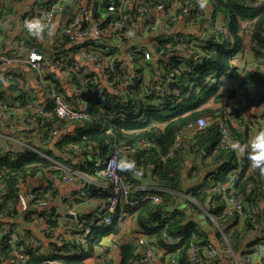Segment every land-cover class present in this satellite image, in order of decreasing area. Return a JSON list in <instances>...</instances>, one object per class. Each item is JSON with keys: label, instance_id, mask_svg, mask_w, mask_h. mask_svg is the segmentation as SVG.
<instances>
[{"label": "trees", "instance_id": "obj_1", "mask_svg": "<svg viewBox=\"0 0 264 264\" xmlns=\"http://www.w3.org/2000/svg\"><path fill=\"white\" fill-rule=\"evenodd\" d=\"M87 1L88 3H93V0ZM157 1L167 0H134V2L140 4ZM204 1L209 7V16L212 22L218 16L222 17L226 22L229 29L228 37H219V41L215 42L216 36L213 32L210 37H207L206 42L202 41V39L200 40V36H189L178 40L172 38L156 39L153 53L161 58L157 59L159 75L157 77L152 76L154 69H152L153 65L150 57L138 69V71L142 70L147 74L148 80H146L145 76L143 79L139 78L133 86L127 88L124 92L109 91L104 88L102 96L98 97L94 84H87L88 119L81 122V126L77 129L79 131L77 137L65 138L64 136L61 141L55 143L60 152L65 153L70 158L83 156L85 159H83L82 163L74 166L78 169L72 170L83 172L90 176L94 174V153L71 155L69 150L71 145L92 144L103 155L108 154L109 151L105 152L112 142H123L132 145L139 139H145L154 143L158 148L139 151L134 156L128 157L129 160L135 162L136 168L133 170L139 172L150 169L152 183L160 188L157 191L160 201L158 203H154L151 200L144 201L133 207L132 211L129 212L134 214L136 225L143 232H148V236L154 235V240L153 242L144 240V244L141 246L136 244V241L135 243L131 241L119 245L120 264H132L140 257V250L146 249L148 246L156 247V245L163 248L168 259H174L175 264H186L185 257L188 245L201 239L199 238L200 236L198 237L196 228L192 223H184V212L174 210L176 200H180L179 195L189 199L181 198L184 202L196 203L198 207H204V203L208 200L219 202V210L215 209L216 211L212 213L216 225L221 226L223 221V219H219L216 216L219 211L224 219L233 221L231 225L235 223L234 218L223 216L221 211L222 203L215 191L224 181L226 174L237 166V158L232 150H220L217 148L219 138L217 120H221L224 123L232 141H240L241 143L249 140L257 129H264L263 124H249L247 119L242 116L241 108L239 107L240 102L235 95L233 87L222 89L223 81L229 80L230 86L232 82L236 81L237 89L243 96L248 112L250 108L264 103V73L244 72V67L240 69L232 63L238 53L243 58V50L246 49L249 54L262 60L264 64V5L252 6L255 0ZM193 40L199 41L200 45L195 46L192 42ZM52 43L54 44L49 48L50 50L46 48L43 50L50 51L49 53L52 52L55 55L54 62H70L71 60L68 61V58L73 50L66 48L67 40L56 39ZM87 44L89 42L81 46H87ZM81 46L74 49L78 50ZM137 51L138 53L136 54L138 55L140 51ZM188 69L189 71H187ZM154 79L156 81H153ZM154 83L161 85L167 83L168 92L164 97L146 94V92H149V86ZM8 88L11 91L17 90L15 85L8 86ZM2 90L0 84V101H4ZM120 95H123L124 98L121 99ZM25 98V93L21 90L20 97L16 96L13 102L8 104L18 102L23 109L27 110L26 107L30 104V101H26L29 99ZM228 100L232 101L231 105L227 103ZM227 105L230 106L227 107ZM229 110H234L232 116L235 120L234 122L238 125L235 129L230 123L231 114ZM50 114L51 116L39 118L37 126L33 127L28 133L38 128L39 132H36V134H41L42 132L46 134L57 122L52 108ZM262 116L264 118V114ZM198 118H205L210 121V124L203 132L191 135L188 141L182 144L181 148L173 151V155L165 162H162L160 157L171 150L176 133ZM8 119L10 125H14L19 120L14 114H9ZM251 128H253V131H251ZM107 130H111L112 136L106 134ZM30 137L31 134H28L24 140L25 145L16 150L10 148L0 149V183H4L7 187V191L3 195L4 200L0 203V215L8 219H15L18 215L17 201L19 190L16 189L15 185L20 180L24 182H26L27 178L32 180L36 173H42L54 165L47 159H55L54 155H51L50 152L47 153L44 149L32 147L28 141ZM29 146L34 148V150L30 149ZM204 147L208 148L205 153H203ZM198 154L201 157L209 156L210 161L207 165L210 164L213 167L212 171L204 175V178L199 182L197 180L194 181L195 176L182 174L184 158ZM122 160L118 162V172L122 179L128 183V177L124 175L127 172L119 167V163ZM243 162L244 167L238 182L234 186V191L237 195H244L248 185L256 186L259 183L257 176L254 178L253 175L245 174V169L250 164L245 157H243ZM189 180L194 181L192 185L188 184ZM133 187L131 186L132 191ZM51 188L50 181L47 180V185L33 189L31 193L34 195V200L30 201L29 208L35 214L40 213L38 218L45 219L48 228L53 230L56 226V221L48 218L36 207L45 202V198ZM254 192L247 194L245 200L248 204L257 206V199H264V194L257 195ZM97 193V191H91L90 199H93ZM105 195L106 193L101 191L99 197L101 196V199H103ZM133 195L135 197L139 196L134 192ZM192 206L198 209L194 204ZM168 207L171 208V211H167ZM118 219L119 216L116 213L112 216V224L109 227L100 226L96 229L99 232L91 231V234L86 239L85 248L73 245L76 243L70 244L63 239L59 245H54L53 251L43 254L41 253V248L43 247L36 249L31 245L25 244L26 241L21 238V231L18 229L19 245L28 257L27 264H42V261L48 259H55L62 264H83V260L89 256L92 246H98L100 238L110 234V231L115 228ZM261 220L262 214L259 213L256 221L257 226ZM12 224L16 226L14 223ZM255 229V225L246 224L241 229L228 231V233L220 230L225 235L234 254H238L242 259L246 260L247 255L264 245V234L261 239L258 238L254 242L252 240L248 241ZM164 230L174 238L179 237L175 245L167 246L164 244L161 238ZM72 235H75V233L73 232ZM204 239L209 241L206 237ZM67 251L70 253H67ZM12 261L13 259L9 255L4 240L0 239V264H13ZM241 263L253 264L250 261ZM211 264H222V262L217 258ZM259 264H264V260L260 261Z\"/></svg>", "mask_w": 264, "mask_h": 264}, {"label": "built area", "instance_id": "obj_2", "mask_svg": "<svg viewBox=\"0 0 264 264\" xmlns=\"http://www.w3.org/2000/svg\"><path fill=\"white\" fill-rule=\"evenodd\" d=\"M7 0H0V12L4 11V7ZM68 0H50L42 11L34 13L30 19L39 17L42 20L54 21V18L61 15L64 6ZM71 1V0H70ZM201 2L205 7L201 8ZM72 1L69 15V21L62 27L61 32L50 38L47 35L42 36L44 41H55V39H65L68 43H73L77 40H84L92 38V42H89L87 46L80 47L77 51L79 57L93 64L96 71L102 77V85L94 84L96 87V93L98 97L102 96L104 88L116 90L118 92H124L127 88L134 85L135 81L139 78H146L144 71H138V69L150 59L149 52H140L136 49L130 48L123 55H121V47L130 39L127 28L133 17L145 18L147 21L146 28L148 30L157 29L162 26L166 29L171 28L177 22H182L188 27H197L200 32V36L210 37L214 32L216 41L219 37H228L229 29L226 22L222 17H217L213 22L209 16V7L204 0H167L157 1L153 3L140 4L134 2V0H93V3H88L87 0H76L72 7ZM264 5V0H255L252 6ZM8 18L4 20L0 19V39L3 34L4 22H7ZM211 23V26H210ZM211 34V35H210ZM17 42V41H16ZM16 42H12V45H16ZM244 54L252 57L251 64L245 66L243 71H252L264 73V64L262 60L255 58L253 55L244 49ZM134 65V68H130L127 62ZM15 58L10 54L0 49V65L8 66L14 63ZM201 61V59H199ZM23 63L27 65L36 75V78L42 82L43 88L47 95V98L51 104L52 112L57 119L54 127H52L46 134H42L39 138L41 143H46L50 138L54 143H58L63 139V135L60 133V126L64 123H81L88 119V106L87 88L86 85L94 82V76H82L84 83V89L77 93V101L74 104H70L65 100L62 94L58 93L54 85L43 75V53L37 49L30 48L27 50L26 56L23 58ZM59 64V63H58ZM63 68L65 75L68 77H74L80 75L81 70L76 62L70 66L65 67V63L59 65ZM189 71V69L187 70ZM242 74V73H241ZM239 74V75H241ZM147 80V78H146ZM15 85L17 90L16 96L20 97L22 87L17 86L14 82H11L8 86ZM232 87L235 91L236 97L239 102L243 101L241 92L237 89L236 81L232 82ZM168 92V85L165 83L163 86L152 84L149 86V92L147 95L162 96L164 97ZM27 110L23 109L18 102L14 104H8L5 101H0V149L1 143L6 142L7 148L16 150L21 146H24V140L28 134H31L30 128L24 131L22 134H8L15 125L9 124L8 115L14 114L21 119L23 117V126L36 127L38 119L43 117L44 109L32 102L27 105ZM242 116L247 119L249 124H263V116H251L246 118V113L241 110ZM18 120V121H19ZM219 128V138L217 142V148L220 150H231L229 144L232 142L230 134L226 129L224 123L221 120H217ZM210 124V121L205 118H198L194 122H190L186 127L179 130L172 145L171 150L162 155L160 160L165 162L169 157L173 155V151L181 148L182 144L188 141L191 135L199 132H203L205 128ZM106 134L112 136L111 130H107ZM110 149L108 154L103 155L99 149L95 148L92 144H73L70 146V154L78 155L81 153L93 152V167L94 174L88 175L79 171H72L57 163L44 171L43 185H47V180L50 181L51 190L55 189L60 183H74L78 186V191H73L67 196L65 201L68 213L72 215L74 219L77 213L72 210V206L87 202L90 199L91 190L89 186L101 191H107L102 210L99 212L98 221L96 220L93 226H83L78 223L74 229L67 228L68 237L66 232L63 235H59L49 228L44 229V234L47 237H54L60 243L63 239L67 240L70 244L77 245L79 247H86V239L88 238L92 227L96 226H110L112 224V216L117 213L120 205L129 207H135L138 204L151 200L154 203L160 201V197L157 194L143 193L138 197L133 195L131 186L126 183L118 172V162L124 159L125 156L132 157L139 151H148L151 149H158L154 143L139 139L134 144H126L123 142H112L109 145ZM34 150V148L30 147ZM197 150V148H195ZM237 158V166L226 174L224 181L215 189L216 194L222 203L221 211L223 216L228 218H234L235 224L232 226V230L242 228L246 224L256 225L259 211L258 206L254 204H248L245 200L247 194L255 191L257 195L264 194V172L257 170L258 185H248L246 193L244 195H237L234 191V186L238 182L242 169L244 167L243 157L239 153L234 152ZM24 181H19L15 186L19 190L20 185L23 186ZM7 191V187L4 183H0V203L3 202V195ZM49 195V194H48ZM47 195V196H48ZM29 201L34 200V195L28 193ZM162 216V215H161ZM0 215V219H3ZM78 218V216H77ZM164 218V216H162ZM157 224L156 221H154ZM18 228L11 222L0 223V239H3L10 257L13 259V264H27L28 257L19 245L20 238L18 236ZM75 235H72V233ZM220 238L218 239V246L210 241L200 240L192 242L187 247L186 252V264H211L215 262L221 255L231 256L236 261L233 250L231 249L225 235L218 228ZM161 238L165 245H175L179 237H172L167 231H163ZM136 244L143 245V238L136 239ZM116 247V246H113ZM97 261L99 264H118L115 259L108 253H106L101 247L96 248ZM72 252V250H70ZM158 251V250H157ZM157 251H153L150 248L140 250V257L132 264H175L174 259H170L168 263H163ZM66 253V252H64ZM67 253H70L67 251ZM258 258L260 261L264 260V245L260 248H256L252 253L247 255V259L242 262L250 261L251 259ZM42 264H62L55 259H48L42 261Z\"/></svg>", "mask_w": 264, "mask_h": 264}, {"label": "crops", "instance_id": "obj_3", "mask_svg": "<svg viewBox=\"0 0 264 264\" xmlns=\"http://www.w3.org/2000/svg\"><path fill=\"white\" fill-rule=\"evenodd\" d=\"M50 0H7L4 11L0 12V19L4 20V18H8L7 22H4L2 24L3 26V34H1L0 39V49H2L4 52L10 54L15 58L14 63L8 66H2L0 65V84L2 87V92L4 95V101L9 103L13 102V100L16 98L15 91H11V89L8 88V85L11 82H15L19 87H22L21 90L24 91L26 98L29 99L26 101L32 102V104H36L37 106H40L44 109V115L43 117L51 116V104L47 98V95L45 93V90L42 85V80L39 81L36 78V75L34 72L23 63V58L26 56L27 50L30 47H33L34 49L39 50L43 54H49V59H44V65H43V75L47 77V79L54 85L55 89L58 93L62 94V96L65 98L67 102L70 104H74L77 101V93L84 89V83L82 81V76H94L95 79L94 82H91V84H97L102 85V77L101 75L96 71L93 64L83 60L81 57L77 54V49L75 50V47L81 46L82 44L86 42H92V38H87L84 40H77L73 43H66V48H70L73 51L70 53V56L68 58V61L65 62V67L70 66L72 63L76 62L81 70L80 75H76L74 77H67L65 75V72L62 67L59 65L62 64V62H54L55 55L53 53H49L50 51H44L43 49H49L54 43V41L48 40L44 41L42 37L37 38L32 35H30L23 27V21L26 19H30L31 16L38 12L42 11V9L45 7V5ZM74 4L76 0H71ZM72 4V7H73ZM54 21L56 23L55 32L56 35L59 36L62 27L69 21V15L66 17L57 16L54 18ZM147 21L145 18L140 17H133V20L130 22L127 28L128 35L130 39L126 44H124L121 47V55H123L127 50L130 48H135L136 50H139L140 52H149V55L152 59V69L153 70V77H157L159 75V64L157 62V59H161L158 57V55H155L153 52L154 48V42L156 39H166V38H172L174 40H178L179 38H187L189 36L193 37H199L200 32L198 31L197 27H187L182 22H177L174 24L171 28L166 29L162 26L157 27V29L154 30H148L146 28ZM211 35V34H210ZM207 37L200 36V39L202 41L206 42ZM18 40V41H17ZM56 40V39H55ZM16 42V45H12V42ZM195 46H199L200 44L198 42H194ZM84 46V45H83ZM81 46V47H83ZM80 48V47H79ZM78 48V49H79ZM50 50V49H49ZM56 53V51H54ZM200 53V52H199ZM201 54V53H200ZM249 54V53H248ZM163 59V58H162ZM124 62L125 59H123ZM252 57L250 55H245L243 52V58L241 54H237L236 57L232 60L233 65L239 67L242 69L245 66H249L251 64ZM59 63V64H58ZM130 68H134V65H131L129 62H127ZM146 78L148 80V76L146 74ZM153 81H156L154 79ZM156 85H161L158 83H154ZM232 87V84L230 86L229 80L223 81L222 89H229ZM108 89V88H105ZM109 91H113L108 89ZM227 103L231 105L232 101L228 100ZM230 105H227L229 107ZM239 107L241 110H243L244 113H246L247 117L249 118L251 116H261L264 114V103L257 106L252 107L249 109V112L247 111V108L245 107V102L241 101ZM49 109V111H48ZM231 116H230V123L231 126L235 129L237 128V124L234 122L232 113L234 110H229ZM23 123V117L16 122V125L7 132L8 134H22L25 130L30 128V126L26 127L22 125ZM81 126V123L78 125L76 123L69 124L64 123L60 126V133L61 135L66 137H77L79 134V131H77L78 127ZM44 129V128H42ZM251 131H253V128H251ZM36 132H39V129L31 132V137L29 138V142L31 143V146L37 149H44L47 153L50 152L51 155H54L55 159H50L53 163H57L65 168H68L69 170L72 169H78L74 166H76L78 163L81 164L83 159H85L83 156L81 157H68L65 153H61L60 150L56 147V144L53 142V139L50 138V140L46 143H41L39 138L44 133L36 134ZM252 133V132H251ZM251 135V134H250ZM208 147V145H206ZM1 148L6 149L7 143L2 142ZM110 147H108V150L105 152L107 153L109 151ZM206 149L204 147L203 153H205ZM104 153V152H103ZM104 153V154H105ZM181 157V156H180ZM183 157V156H182ZM57 159V160H56ZM210 157L204 156L201 157V155H190L188 158H184L183 166H182V174H190L192 177L195 176L194 181H200L203 179L204 175L212 171V166L207 165L209 163ZM84 166V164H83ZM195 168V169H194ZM73 171V170H72ZM127 172L124 174L127 178L128 184L133 187V192L137 195H141L143 193L146 194H157V191L160 189L156 187L154 183H152V178L150 176V169H145L143 171H139V174L137 175L136 170H124ZM245 174L253 175L254 178L257 176V169H253L250 165L247 166L245 169ZM44 175V171L42 172V177ZM191 177V178H192ZM185 180V179H183ZM193 180H189L188 184L192 185L194 182ZM32 183V188L28 189L26 185L28 183ZM137 183V184H136ZM136 184V185H134ZM43 185V179H40L39 182H36L35 180H29L27 178L26 182H24L23 186L20 185L19 188V197L17 201V209H18V215L15 219H8L3 218L0 219V223H14L16 227L21 231V238L25 240V244L31 245L32 247L41 248V253L48 254V252L53 251L54 245H59V242L54 237H47L42 233L44 231V224L43 222L45 219L38 218V214H35L32 212V210L29 208L30 201L28 199V193L30 190L38 189ZM78 186L74 183H60L55 189L49 191V195L46 196L45 202L43 204H40L36 206L40 212H43L48 218L51 220L56 221V228L59 227H65V232L67 235L65 238L68 237L67 228L74 229L78 223L82 224L83 226H93L95 221L99 220L98 215L100 216V211L103 207V200H105V197L107 195V191H102L106 193L105 197L101 199L102 197L99 195L101 194V190L96 189L94 191H97V195L93 197V199H89V201L85 202L88 203L85 206H80V204H75L72 206V210L77 213L78 218H70L67 216L68 209L66 208L65 201L67 200V196L69 193L73 191H78ZM153 192V193H151ZM180 200H176L174 210H180L184 212L185 215V222L186 224L192 223L197 231V235L201 240H205L204 237L208 238L210 242L218 246V239L220 238L218 234V228H220L222 231L227 232L233 231L231 223L233 222L230 219H224L221 215V212L219 211L218 214L215 215L219 219H223L221 226H217L216 223L213 220L212 213L214 211L219 210L220 203L216 201H206L204 203V207H198V204L196 203H186L179 195ZM189 200V199H187ZM258 201V211L262 214V220L259 223V225H255L256 229L252 232L250 237L248 238V241L254 242L256 240L261 239L264 234V199H257ZM194 204L195 207H198V209L194 208L192 205ZM133 207H126L125 205H120L119 210L117 211V215L119 216V219L117 221V224L115 225V228H113L110 231V234L105 235L104 237H101L99 240L98 246L101 247L106 253L110 254L115 261L120 264V254H119V245L131 242L133 241L135 243L136 239L141 237L143 240L152 241L154 240V235H149L148 232H143L135 223L134 220V214L129 213L132 211ZM171 209L170 207L167 208V210ZM216 209V210H215ZM207 218V219H206ZM46 222V221H45ZM100 226L92 227L91 231L93 232H99L96 230ZM109 227V226H105ZM241 229V228H240ZM238 230V229H237ZM202 233V234H200ZM91 234V232H90ZM89 234V235H90ZM146 236V237H145ZM204 236V237H203ZM38 240V241H36ZM247 241V242H248ZM255 245V244H254ZM253 245V246H254ZM98 246H92L90 250V254L88 257H86L83 260V264H99L97 261V255H96V248ZM116 246V247H113ZM151 250L154 252L157 251V254L160 258V260L163 263H168L169 259L167 257V254L165 253V250L158 245L155 246H148ZM236 261L233 260L231 256L221 255L220 260L222 264H242L241 262L244 260L242 259L238 254L235 255ZM253 264H259L260 260L258 258H254L250 260ZM244 263V262H243Z\"/></svg>", "mask_w": 264, "mask_h": 264}, {"label": "clouds", "instance_id": "obj_4", "mask_svg": "<svg viewBox=\"0 0 264 264\" xmlns=\"http://www.w3.org/2000/svg\"><path fill=\"white\" fill-rule=\"evenodd\" d=\"M201 8L205 5L200 4ZM24 29L32 36L40 38L47 35L49 38L54 35L56 23L55 21H45L39 17L26 19L23 21ZM229 148L240 156L245 157L253 169L264 172V129H257L254 135L244 143L240 141H232ZM122 170H133L136 168L135 162L129 160L126 156L119 163ZM139 172H137V175Z\"/></svg>", "mask_w": 264, "mask_h": 264}, {"label": "water", "instance_id": "obj_5", "mask_svg": "<svg viewBox=\"0 0 264 264\" xmlns=\"http://www.w3.org/2000/svg\"><path fill=\"white\" fill-rule=\"evenodd\" d=\"M70 5H71V1L70 0H68L67 1V3H66V5L64 6V9L62 10V12H61V17H66L67 16V14H68V12H69V10H70ZM43 56H44V59H49L50 58V55L49 54H43ZM120 98L122 99V98H124V96L123 95H120ZM77 125L79 124V123H76ZM206 148V147H205ZM199 182V181H198ZM26 187L28 188V189H31L32 188V183L30 182V183H28L27 185H26ZM89 189L91 190V191H94L95 190V188L92 186V185H90L89 186ZM167 211H171V209H169V210H167ZM67 216H69L70 218H73L72 217V215L70 214V213H67ZM75 218H77V216L75 217Z\"/></svg>", "mask_w": 264, "mask_h": 264}, {"label": "rangeland", "instance_id": "obj_6", "mask_svg": "<svg viewBox=\"0 0 264 264\" xmlns=\"http://www.w3.org/2000/svg\"><path fill=\"white\" fill-rule=\"evenodd\" d=\"M74 8V7H73ZM188 27V26H187ZM201 40V39H200ZM198 42L199 43V41H197V40H193L192 42H193V44H195L194 42ZM164 84H162V85H158V86H163ZM40 179H43V177H42V173L41 172H38V173H36L35 174V176L34 177H32V180H35L36 182H39L40 181ZM193 184V183H192ZM88 203H85V202H82L81 203V205L80 206H85V205H87ZM75 211V210H74ZM43 224H44V228H48V226H47V224H46V222L44 221L43 222ZM56 227H54L53 228V231L54 232H56L57 234H59V235H63V234H65V227H59V228H57V229H55ZM52 230V229H51ZM43 233V232H42Z\"/></svg>", "mask_w": 264, "mask_h": 264}]
</instances>
